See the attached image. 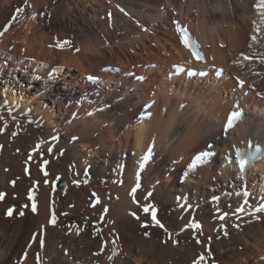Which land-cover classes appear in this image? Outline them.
Wrapping results in <instances>:
<instances>
[{"label":"bare ground","instance_id":"bare-ground-1","mask_svg":"<svg viewBox=\"0 0 264 264\" xmlns=\"http://www.w3.org/2000/svg\"><path fill=\"white\" fill-rule=\"evenodd\" d=\"M168 2L0 0V264H264V157L247 173L223 164L227 150L264 143V9ZM174 19L194 28L223 77L168 78L191 58ZM81 33L107 44L81 49ZM94 73L104 82L85 79ZM237 98L245 119L219 138ZM210 142L216 157L188 171Z\"/></svg>","mask_w":264,"mask_h":264},{"label":"snow or ice","instance_id":"snow-or-ice-1","mask_svg":"<svg viewBox=\"0 0 264 264\" xmlns=\"http://www.w3.org/2000/svg\"><path fill=\"white\" fill-rule=\"evenodd\" d=\"M257 8H258V9H264V0H260V3H258ZM262 14H264V13H262ZM180 31L182 32V34H183L185 37L187 36V31H186L185 29H180ZM65 43H67V42H65ZM185 44H186V45L188 44V40H187V39L185 40ZM195 55H196L198 58H202V57H200L199 53H195ZM89 79H95V78H93V77H89ZM239 116H240V113H239V112H233V113L231 114V116L228 118V127H231L233 121H234L235 119H237ZM209 155H211V153H202L200 156H197V157H196V162H194L193 165H191V167H195V166H196V163H197V162H200L201 159H202V157H204V156H209ZM145 159H147V157H146ZM245 163H246V160H245L243 157H241V159H240V166H241L242 169H243ZM133 192H135V189H133ZM3 196H4V194H3V193H0V199H3ZM29 198L32 199L31 196H30ZM36 210H37V209H36V204H35V202H33V204H32V211L35 212ZM241 210H242V209H241ZM144 211H145V212H148V211H149V208L146 207V208L144 209ZM256 211H258V212H264V204L260 205V206L256 209ZM7 214H8L9 216H11V215L13 214V209H12V208H9ZM20 214L23 215L22 212H21ZM133 215H134V214H133ZM152 219H153L154 223H156V224L159 225L160 227H163V225L160 223V221L156 219V213H155L154 210L152 211ZM55 222H56V221H55V216L53 215L52 220H51V223L55 224ZM194 227H199V225H198V224H197V225H194ZM114 254H115V253H114ZM110 258H111V257H110ZM200 260H203V256H201V257L199 258V260L195 261L194 264H200Z\"/></svg>","mask_w":264,"mask_h":264},{"label":"rangeland","instance_id":"rangeland-1","mask_svg":"<svg viewBox=\"0 0 264 264\" xmlns=\"http://www.w3.org/2000/svg\"><path fill=\"white\" fill-rule=\"evenodd\" d=\"M14 1V0H13ZM118 1V0H117ZM169 0H165V2H166V4H169V2H168ZM6 4H10V2L9 1H6ZM93 4V3H92ZM173 22V21H172ZM1 33H2V31L0 32V35H1ZM86 35V37H84V36ZM89 34H83V33H81V35L80 36H78L77 37V43H78V47H80L81 49H87V48H95V47H97L98 45L100 46V43H101V46L102 47H104V46H106L105 44H107L105 41H106V39L102 36V35H93V37L92 36H88ZM83 37V38H82ZM84 40V41H83ZM103 40H105L104 42H103ZM85 41H88V42H85ZM90 41V42H89ZM99 43V44H98ZM103 43V44H102ZM97 45V46H96ZM98 46V47H99ZM100 46V47H101ZM68 47H69V45H68ZM52 48L53 49H56L57 50V47H56V45H52ZM169 56H171V54L169 53ZM140 67V66H139ZM172 67V66H171ZM113 68V67H112ZM113 69H115V67L113 68ZM53 69L51 70V72H50V76H54V74H53ZM117 72H121V71H117ZM31 74V73H30ZM125 76H127V75H125ZM231 76H234V74H231ZM84 77H85V79H86V75H84ZM84 77H82V78H84ZM133 78V77H132ZM0 94H1V92H0ZM26 99V98H25ZM33 98L32 97H28L27 98V101H26V103H30V104H33L34 102H33V100H32ZM222 137V134L221 135H219V138H221ZM119 138V137H118ZM223 138V137H222ZM63 151H65V149L63 148V149H61L60 150V153L61 154H64L63 153ZM220 156V155H219ZM86 170L87 171H89V167H87L86 168ZM114 183H118L117 182V179H115L114 180ZM35 184H37L38 185V181H36L35 182ZM225 216V215H224Z\"/></svg>","mask_w":264,"mask_h":264},{"label":"water","instance_id":"water-1","mask_svg":"<svg viewBox=\"0 0 264 264\" xmlns=\"http://www.w3.org/2000/svg\"><path fill=\"white\" fill-rule=\"evenodd\" d=\"M56 186H57V187H60L61 189H64L65 186H66V184L64 183V181H62V180L59 179V180L56 182Z\"/></svg>","mask_w":264,"mask_h":264},{"label":"trees","instance_id":"trees-1","mask_svg":"<svg viewBox=\"0 0 264 264\" xmlns=\"http://www.w3.org/2000/svg\"><path fill=\"white\" fill-rule=\"evenodd\" d=\"M222 136H223V132H222ZM224 137V136H223Z\"/></svg>","mask_w":264,"mask_h":264}]
</instances>
